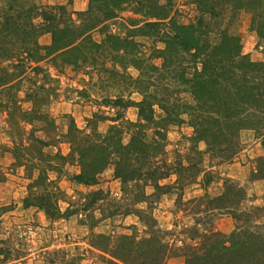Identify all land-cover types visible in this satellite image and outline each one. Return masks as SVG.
Listing matches in <instances>:
<instances>
[{
    "label": "trees",
    "instance_id": "trees-1",
    "mask_svg": "<svg viewBox=\"0 0 264 264\" xmlns=\"http://www.w3.org/2000/svg\"><path fill=\"white\" fill-rule=\"evenodd\" d=\"M192 3L199 15L185 25L172 22L168 17L169 10L158 6L156 0H88L85 11L76 14L80 19L76 26L63 5L39 6L33 0H0V96L5 99L0 100V109L20 123L28 122L31 114L35 121L45 118L37 108L45 104L46 99L36 91L26 95L32 106L30 114L19 109L16 103L7 107V91L22 75L25 76L24 70L29 69L33 75L41 74L43 71L36 64L48 58L59 59L62 64L71 66L78 62H95V54L101 50L102 44L95 43L90 32L115 18L124 6L132 5L135 14L156 21L147 22V26L162 25V21L168 19V32L162 35L164 49L159 70L166 69L168 81L175 84L176 89H187L194 104L176 105L172 102L170 110L160 107L164 116L156 119L151 96L145 95L146 87H143L138 102L123 101L119 95L105 99L103 103L116 110L114 116L101 118L92 114L85 120L87 132L77 129L70 121L64 135L69 152L65 157L59 156L76 162L78 172L71 179L82 186L95 185L99 175L112 166V178L120 182L121 197L126 201L123 215H134L144 224L152 222L146 211L148 207L139 210L136 205H148L150 200L172 190L180 192L184 186L194 183L201 172L200 161L182 165L179 160L168 163L164 158L166 127L182 123L181 115L187 117L186 123L193 132L192 141H202L209 159H216L219 163L229 162L239 152L240 131H252L256 139L264 140V61H250L246 54H242L238 37L229 34L226 28L220 29L215 21L225 11L228 14L233 11L249 14L250 29L264 42V0H193ZM144 9L148 11L141 13ZM44 34L50 35V43L39 45L38 38ZM104 40L103 45L109 44L114 49L119 48L118 43L124 42L107 34ZM131 66L141 75L139 66L134 63ZM156 70L155 67L149 69L150 72ZM43 78L55 82L46 75ZM143 81L135 79L130 82L138 84L135 89H139ZM146 86L152 85L146 82ZM47 91L52 99L55 98L56 88ZM169 98L167 95L165 100ZM128 107L137 110L135 122L122 119L119 110ZM102 120L111 123L103 134L96 130L97 123ZM45 122L52 126L51 120ZM124 134L128 136L125 144L122 143ZM31 142L32 146L45 145L34 137ZM193 151L198 155L196 150ZM37 154L43 157L40 150ZM255 163L249 175L251 182L264 180V158L258 157ZM33 168L38 174L28 185L22 205L41 210L48 220L58 218V190L46 183L42 169ZM169 175H174V182L160 184ZM146 188H151L152 192L146 194ZM91 195L95 201L100 200L103 193L96 191ZM245 199L243 187L227 179L219 195L203 194L189 201L195 207L194 214L204 213L208 220L216 214H226L234 226L228 234L211 226L200 231L196 227L199 220L194 219L189 233L190 239L197 241L178 249L183 264H264V205L239 211V205ZM92 238L95 243L89 246L106 255L109 264H167L166 245L157 236L137 238L130 234L110 238L100 234ZM78 260L71 257L67 264ZM3 263L0 260V264ZM42 264L54 262L48 260Z\"/></svg>",
    "mask_w": 264,
    "mask_h": 264
},
{
    "label": "rangeland",
    "instance_id": "rangeland-1",
    "mask_svg": "<svg viewBox=\"0 0 264 264\" xmlns=\"http://www.w3.org/2000/svg\"><path fill=\"white\" fill-rule=\"evenodd\" d=\"M33 1L39 6L63 5L76 26L80 24L76 14L85 11L88 4V0H84L83 4L81 0H76L78 10H73L70 6L72 0ZM156 1L158 6H165L166 11L169 10L168 17L176 24H190L199 15L193 0ZM134 9L132 5L122 7L115 18L90 32V38L102 44L101 50L95 54V62H78L76 66H71L62 64L59 59L48 58L36 64L42 69L41 74L33 75L26 69L25 76L22 75L18 83L7 91V107L11 108L16 103L27 114L32 111L27 94L35 91L39 95L42 93L46 103L37 108L45 116L43 121L31 119V114L28 122L20 123L13 115L8 116L0 109V260L4 261L3 264H42L48 260L54 264H67L71 257L79 259L73 264H109L106 255L89 246L95 243L92 237L100 234L110 238L130 234L137 238L157 236L166 245V263L183 264L178 249L197 241L190 239L189 233L194 219L199 220L196 227L200 231L211 226L222 234H228L234 226L226 214H216L209 220L204 213L194 214L195 207L189 203L191 199L203 194L210 197L219 195L223 182L228 179L238 183L245 191L246 199L240 203L239 211L264 205V180L249 181L256 159L264 158V140L256 139L252 131H240L239 152L229 162L219 163L216 159H209L202 141H192L193 132L184 114L179 117L182 123L166 127L164 158L168 163L179 160L182 165L200 161L198 167L201 172L194 183L184 186L180 192L172 190L158 199L150 200L148 205L141 203L135 206L139 210L148 207L146 211L152 219L151 223L144 224L134 215H123L126 201L121 197L120 182L112 178V166L99 175L95 185L82 186L72 181V176L78 172L76 162L59 158L69 152L64 135L70 121L77 129L87 132L85 120L92 114L101 118L114 116L116 110L106 106L103 103L105 99L119 95L123 101L129 99L138 102L143 87L147 88L145 95L151 96L156 119L164 116L160 107L170 110L172 102L176 105L194 104L187 89H176L177 86L168 81L169 75L164 72L166 69L159 70L164 49L162 35L168 32V19L162 21V25L147 26V22L156 21L135 14ZM146 11L148 9L141 13ZM203 17L208 19V16ZM250 20L251 15H244L241 11L231 14L225 11L215 19L220 29L226 28L229 34L238 37L242 54H246L252 62H263L264 42L250 29ZM105 34L124 42L116 43L117 49L109 44L103 45ZM38 43L48 45L50 35L40 36ZM132 63L140 67L141 75L131 66ZM150 67L157 70L150 72ZM45 75L55 82L45 80ZM161 76L165 79L160 80ZM135 79L144 80L139 89H135L138 84L130 82ZM146 82L152 86H146ZM48 88H56L55 98L49 96ZM167 95L170 96L168 101L165 100ZM0 100L5 101L1 96ZM119 112L123 120L136 121L137 110L134 107ZM49 120L52 121L50 127L45 122ZM110 124L106 120L98 122L97 132L103 134ZM147 133L150 135V130ZM33 137L45 145L32 146ZM127 140L128 136L124 134L122 143L125 144ZM37 150L43 157L38 156ZM33 167L42 169L46 183L58 190V218L48 220L41 210L22 205L28 185L38 174ZM174 180V175H169L160 184H172ZM96 191H101L103 196L93 201L91 193ZM151 192V188L145 189L146 194ZM199 210H202V206ZM26 228L34 231V236L29 240L18 236Z\"/></svg>",
    "mask_w": 264,
    "mask_h": 264
},
{
    "label": "built area",
    "instance_id": "built-area-1",
    "mask_svg": "<svg viewBox=\"0 0 264 264\" xmlns=\"http://www.w3.org/2000/svg\"><path fill=\"white\" fill-rule=\"evenodd\" d=\"M20 238H23L24 240H29L34 236V231L30 228H26L25 231H22L18 235Z\"/></svg>",
    "mask_w": 264,
    "mask_h": 264
},
{
    "label": "crops",
    "instance_id": "crops-1",
    "mask_svg": "<svg viewBox=\"0 0 264 264\" xmlns=\"http://www.w3.org/2000/svg\"><path fill=\"white\" fill-rule=\"evenodd\" d=\"M77 1L76 0H72V2L70 4V6L72 7L73 10H78V8L76 7ZM83 2H84V0H81V4H83ZM244 15H248V14L244 13ZM244 132H247V131H244ZM43 249H46V247H44Z\"/></svg>",
    "mask_w": 264,
    "mask_h": 264
}]
</instances>
